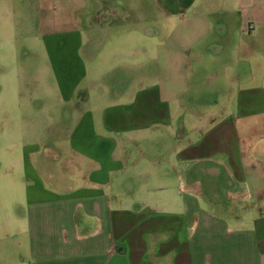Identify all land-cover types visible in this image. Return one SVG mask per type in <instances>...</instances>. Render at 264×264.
Instances as JSON below:
<instances>
[{
  "label": "crops",
  "instance_id": "obj_1",
  "mask_svg": "<svg viewBox=\"0 0 264 264\" xmlns=\"http://www.w3.org/2000/svg\"><path fill=\"white\" fill-rule=\"evenodd\" d=\"M196 1L161 10L176 17ZM199 1L193 20L207 11L210 23L166 29L199 42L208 31L214 55L170 32L156 42L162 59L146 54L139 66L130 55L95 96L78 89L80 57L77 73L74 58L56 56L70 107L46 143L25 148L39 166L27 168L33 181L20 220L8 218L0 264L26 254L29 264H264V0ZM203 80L210 94L197 89Z\"/></svg>",
  "mask_w": 264,
  "mask_h": 264
},
{
  "label": "rangeland",
  "instance_id": "obj_2",
  "mask_svg": "<svg viewBox=\"0 0 264 264\" xmlns=\"http://www.w3.org/2000/svg\"><path fill=\"white\" fill-rule=\"evenodd\" d=\"M196 2L192 10L178 12L175 17L161 10L163 0H0V243L6 241L3 232L11 229L9 226L6 230L9 216L21 218L20 211L25 206L23 185L33 181L27 168L35 170L39 166L40 158L36 154L31 153L29 161L25 158L28 153L25 148L40 144L41 135L46 143L61 124L63 109L70 107V103L60 99L57 90L61 77L56 56L69 60L70 64L75 59L73 71L77 73L82 70L77 66L80 57L85 79L78 89L86 87L95 96L96 87H103L108 93L112 90V79L116 76L114 65L116 71L125 64L129 66L130 55L139 53V66L146 64V54L162 59V48L156 42L170 32L172 38L198 41L193 49H198L201 56L214 55L208 31H200L199 36L202 32L205 34L199 42L188 31L187 35L178 31L179 26L172 31L166 29L167 25L185 18L188 22L210 23L207 11L193 20L192 11L201 3ZM204 2L208 4L210 0ZM71 30L76 34L67 36ZM77 34L81 46H76ZM72 38L75 42H70ZM194 52H186L192 61ZM176 54L177 51H171L170 55L178 63ZM120 80L117 79L116 86ZM171 85L177 92L180 84L176 79ZM211 86L203 80L197 89L210 94ZM49 168L62 167L56 161ZM19 252L27 251L21 247ZM28 258L26 254L22 263L29 264Z\"/></svg>",
  "mask_w": 264,
  "mask_h": 264
}]
</instances>
